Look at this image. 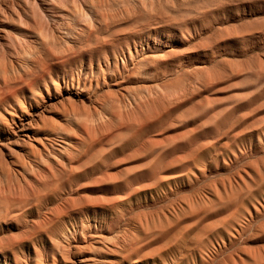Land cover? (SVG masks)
Masks as SVG:
<instances>
[{"label": "rangeland", "instance_id": "1", "mask_svg": "<svg viewBox=\"0 0 264 264\" xmlns=\"http://www.w3.org/2000/svg\"><path fill=\"white\" fill-rule=\"evenodd\" d=\"M0 264H264V0H0Z\"/></svg>", "mask_w": 264, "mask_h": 264}, {"label": "bare ground", "instance_id": "2", "mask_svg": "<svg viewBox=\"0 0 264 264\" xmlns=\"http://www.w3.org/2000/svg\"><path fill=\"white\" fill-rule=\"evenodd\" d=\"M19 3V2H18ZM20 6V5H19ZM3 9V8H2ZM17 9V8H16ZM5 10V9H4ZM21 10V9H20ZM3 11V10H2ZM7 16V15H6ZM89 35H90V33H89ZM44 111V110H43ZM43 114V113H42ZM30 117V116H29ZM31 118H32V116H31ZM30 120V119H29ZM21 122V121H20ZM15 123V122H14ZM22 124V127L24 128L25 127V129H28L31 125H32V123L31 122H21ZM4 124V123H3ZM17 124V123H16ZM35 124V123H34ZM5 125V124H4ZM13 125V124H12ZM11 126V125H10ZM16 126V125H15ZM34 126V125H33ZM15 128V127H14ZM16 129H17V127H16ZM10 130H12V129H10ZM22 130V129H21ZM13 131V130H12ZM15 132V131H14ZM14 134V133H13ZM15 135H16V133H15ZM19 135V134H18ZM7 137H8V135H7ZM47 139V138H46ZM19 141V140H18ZM26 141V140H25ZM64 141V140H63ZM12 142V141H11ZM68 143V142H67ZM21 145V144H20ZM42 145V144H41ZM42 146H44V144L42 145ZM20 149V148H19ZM43 149H45V148H43ZM34 150V149H33ZM49 150V149H48ZM36 151V150H35ZM46 151V150H45ZM45 151H43V152H45ZM5 152V151H4ZM41 153H42V151H40ZM50 152V151H49ZM36 153V152H35ZM37 153H39V152H37ZM40 153V154H41ZM16 154V153H15ZM32 154H34L33 153V151H32ZM26 155V154H25ZM48 155V154H47ZM34 156V155H33ZM53 156H55V155H53ZM44 157V156H43ZM48 158V157H47ZM38 159V158H37ZM60 159V158H59ZM32 160V159H31ZM40 160V159H39ZM43 160H44V158H43ZM50 160V159H49ZM56 161V160H55ZM34 162V161H33ZM32 163V162H31ZM23 164V163H22ZM24 165V164H23ZM26 165V164H25ZM24 168V167H23ZM26 168V167H25ZM50 171V170H49ZM52 171V170H51ZM21 173V172H20ZM77 173V172H76ZM86 175V174H85ZM61 179V178H60ZM54 181V180H53ZM55 182V181H54ZM48 183V182H47ZM49 184H50V182H49ZM70 184V183H69ZM57 186V185H56ZM72 191V190H71ZM44 197V196H43ZM47 198V197H46ZM49 198V197H48ZM50 199V198H49ZM49 199H48V201H49ZM46 206V205H45ZM3 209V208H2ZM7 210H9V209H7ZM7 213H10L9 211L7 212ZM1 214H2V211H1ZM43 232V231H42ZM38 234V233H37Z\"/></svg>", "mask_w": 264, "mask_h": 264}]
</instances>
